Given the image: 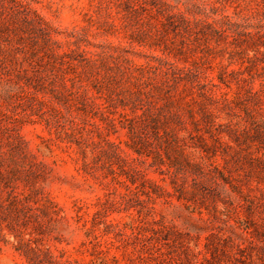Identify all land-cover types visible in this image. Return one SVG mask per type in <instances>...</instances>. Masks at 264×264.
Wrapping results in <instances>:
<instances>
[{"label": "rangeland", "instance_id": "rangeland-1", "mask_svg": "<svg viewBox=\"0 0 264 264\" xmlns=\"http://www.w3.org/2000/svg\"><path fill=\"white\" fill-rule=\"evenodd\" d=\"M0 264H264V0H0Z\"/></svg>", "mask_w": 264, "mask_h": 264}]
</instances>
